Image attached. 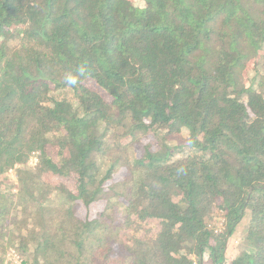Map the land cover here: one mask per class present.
Instances as JSON below:
<instances>
[{"label": "trees", "instance_id": "trees-1", "mask_svg": "<svg viewBox=\"0 0 264 264\" xmlns=\"http://www.w3.org/2000/svg\"><path fill=\"white\" fill-rule=\"evenodd\" d=\"M145 1L0 0V183L15 176L32 219L24 234L0 204V264H88L113 244L122 264H264V76L244 79L264 0ZM150 133L162 150L133 158ZM245 220L249 252L228 263Z\"/></svg>", "mask_w": 264, "mask_h": 264}, {"label": "rangeland", "instance_id": "rangeland-1", "mask_svg": "<svg viewBox=\"0 0 264 264\" xmlns=\"http://www.w3.org/2000/svg\"><path fill=\"white\" fill-rule=\"evenodd\" d=\"M135 6L137 7H145L146 1L145 0H130ZM14 33H18V30L16 28L13 29ZM17 42V41H16ZM15 41L13 43H16ZM255 72L257 74H260L261 76H264V49L260 52L259 56L254 57L252 60L248 62L247 69L244 72V79L246 81L251 80V77L255 75ZM91 87L99 91L98 88L94 84H90ZM190 134L188 131L183 130L180 136H170L167 138V145L170 146H186L188 145ZM163 139V136L150 133L146 138H143V141L141 142V145H134L131 148V154H133V158L135 157H142L144 154H146V151L149 150L151 153H159L160 150H162L161 141L160 139ZM148 147V148H147ZM180 156V155H179ZM37 163V159L33 158L30 161V166H35ZM126 176V172L123 169L117 176L115 177V181H121ZM51 183L53 185H56L58 183H64L66 184L70 189H73L74 186V180L73 179H60V178H51ZM0 195L9 197L11 199V203H7L6 201L2 200L0 201V204H5L6 209L9 211L8 215L10 216L11 223L13 225H16L17 223L20 224L22 227L26 228L24 231H28V223L30 224L32 222H27L26 220L29 219V216L27 215L25 209L23 206H18L16 204L18 199V187L16 183L15 176L10 174L8 178H5L0 183ZM46 198V197H45ZM102 205H95L92 207L90 212V218H97L99 216V213L102 210ZM79 216H82L83 218L86 217L85 211H81ZM213 226L216 229V231H220L223 228V224L225 222L223 213L221 210H216L214 213V217L212 219ZM157 226L156 222L151 223L150 228H154ZM30 227V226H29ZM248 222L247 220L244 221L242 226L239 227L238 232L231 238V240L228 242V248L226 251V260L228 263H237L240 260V257L243 253L249 252L247 243L245 241V236L247 232ZM33 230V227L30 228ZM129 233H124V235H121V238L124 237V239L128 238ZM91 256L88 260V264H122V252L117 250V248L113 244V251L110 253V249H105L101 254H98L97 252H94L93 249H91ZM86 257V256H85ZM85 257L82 259L85 260ZM204 264H213L211 258L209 257V251H206L204 254Z\"/></svg>", "mask_w": 264, "mask_h": 264}, {"label": "clouds", "instance_id": "clouds-1", "mask_svg": "<svg viewBox=\"0 0 264 264\" xmlns=\"http://www.w3.org/2000/svg\"><path fill=\"white\" fill-rule=\"evenodd\" d=\"M81 73H83V69H81ZM66 80H67V83L72 84V85L76 84L77 82L76 79L73 78L72 76L66 77Z\"/></svg>", "mask_w": 264, "mask_h": 264}]
</instances>
